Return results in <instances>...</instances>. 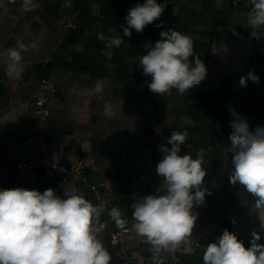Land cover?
<instances>
[{
	"label": "crops",
	"instance_id": "0c3cea01",
	"mask_svg": "<svg viewBox=\"0 0 264 264\" xmlns=\"http://www.w3.org/2000/svg\"><path fill=\"white\" fill-rule=\"evenodd\" d=\"M39 7L25 12L21 0L0 8V51L14 48L17 40L29 47L22 53L24 71L19 79L6 75V58L0 57V149L20 159L15 146L28 137L35 99L39 96V82L50 81L57 89L55 98L47 104L49 110L47 144L53 160L58 164H76L83 160L92 183L111 179L107 188L124 212L131 234L127 245L144 264H153L150 246L132 230V208L135 199L157 194L162 178L156 165L163 158L159 146L166 142L173 130L189 132L179 155L189 154L193 159L203 149L202 167L207 172L203 188L207 189L205 202L210 214L223 219L231 213L239 226H245L238 237L245 247L250 246L252 232L260 234L257 243L264 244V209L255 207L256 197L240 185H232V154L225 156L230 145L235 110L247 117L249 128L264 127V28L258 39L250 37L253 29L247 24L251 11L249 0H157L167 3L160 19L145 27L142 33L132 30L131 37L123 35L128 10L146 0H36ZM70 5V6H68ZM177 9V14H173ZM66 16L73 19L76 28L65 29L58 21ZM162 24V27H156ZM221 26L234 28L253 43L247 69L238 77H229L215 85L202 81L184 95L173 89L171 95L161 97L152 93L147 84L150 77L143 75L139 59L149 50L148 43L160 40V32L169 28L190 36L194 52L201 56L206 68L210 61L215 31ZM111 29V32L109 31ZM105 36L121 35L125 43L112 49L109 60L102 54ZM194 60V58H190ZM254 70L259 83L248 81L239 85L241 76ZM98 80L103 81V92L94 94ZM111 105L114 115L104 114L105 105ZM170 147V145H169ZM113 163L112 167H108ZM72 185L86 199L97 205L88 186L76 180L47 179L38 170L35 190L43 193L48 188L63 195V184ZM23 187L14 168L0 190ZM211 193V194H208ZM202 205L194 207L198 213L192 236L176 250L180 264H204V251H192L187 244L203 235L206 227L200 216ZM105 209L100 221L107 227L100 234L104 246L116 262V248L109 244L110 235L118 228ZM168 253H162L168 264Z\"/></svg>",
	"mask_w": 264,
	"mask_h": 264
},
{
	"label": "clouds",
	"instance_id": "9594fccd",
	"mask_svg": "<svg viewBox=\"0 0 264 264\" xmlns=\"http://www.w3.org/2000/svg\"><path fill=\"white\" fill-rule=\"evenodd\" d=\"M249 4L251 11L245 27L250 26L253 29L250 37L258 39L257 30L264 28V0H249ZM4 6L5 0H0V8ZM38 7L36 0H21L25 12ZM166 8V2L157 0H146L130 8L123 35L130 38L133 29L142 33L146 26L161 18ZM173 14H177V9H173ZM160 37L154 44L148 43L149 50L140 57L138 66L144 76L150 77L147 87L152 93L165 98L175 89L177 94L184 95L206 79L207 68L201 56L195 54L190 36L169 28L161 31ZM98 39L106 42L102 54L109 60L112 49L125 43L121 35L105 36L102 32ZM29 47L35 45L26 46L17 40L14 48L0 51V57L6 58L9 78H20L24 71L22 53ZM227 51V46L221 45L213 54ZM249 80L259 83L254 70L241 76L239 85L246 87ZM103 88V81L98 80L92 92L99 95ZM104 114L109 118L114 115L111 105H105ZM230 114L234 117L229 122L231 143L224 148L226 157L232 154L229 182L242 186L256 197L255 207L264 209V127L251 130L247 117L235 110ZM188 137L187 130H173L159 146L163 158L156 165V172L162 183L157 194L140 197L131 204L132 230L150 246L153 264H164L162 253H174L188 242L198 216L194 207L205 202L207 189L202 186L207 172L202 167L203 149L195 159L189 154L179 155ZM61 187L63 195L52 188L43 193L23 187L0 190V264H110L112 256L100 238L107 227V222L100 221L104 205H94L72 185L64 183ZM108 216L118 229L128 230V220L119 208H111ZM260 226L264 228V223ZM260 239V234L253 231L250 246L245 247L234 232L225 229L216 242L207 244L203 262L264 264V244L257 243Z\"/></svg>",
	"mask_w": 264,
	"mask_h": 264
},
{
	"label": "built area",
	"instance_id": "2783aa9c",
	"mask_svg": "<svg viewBox=\"0 0 264 264\" xmlns=\"http://www.w3.org/2000/svg\"><path fill=\"white\" fill-rule=\"evenodd\" d=\"M248 5L251 7L249 3ZM58 23L67 30L76 28L73 19L66 16L61 17ZM38 87L40 94L34 102L28 137L23 143L15 146V151L21 155V158L15 160L7 151L0 149V184L8 181L9 172L14 168L18 179L26 182L29 190L34 189L37 172L42 170L47 179H59L61 181L72 179L87 185L97 205L102 203L104 209L117 207L124 217L123 210L107 191L112 183L110 178L106 177L100 183L95 184L90 182L89 170L83 160L70 165L58 164L53 160L46 141L49 118L47 104L54 100L57 89L48 80H41ZM113 165V163H109L108 167ZM200 220L206 227V231L194 242L187 244V247L192 251H205L207 244L216 242L225 229L234 232L237 237L241 234L239 223L231 213L226 214L223 219H216L210 214L207 202L203 203ZM127 229V231L117 229L109 237V244L116 248V262L144 264L143 260L135 256L127 245V237L131 234V229L129 227ZM167 258L168 264H180L176 251L168 253Z\"/></svg>",
	"mask_w": 264,
	"mask_h": 264
},
{
	"label": "water",
	"instance_id": "95a60500",
	"mask_svg": "<svg viewBox=\"0 0 264 264\" xmlns=\"http://www.w3.org/2000/svg\"><path fill=\"white\" fill-rule=\"evenodd\" d=\"M221 45L227 46V53L213 54ZM252 50L253 43L246 36L234 28L221 26L214 34L205 80L215 85L226 78L240 76L248 67ZM243 227L239 226L240 230L245 232Z\"/></svg>",
	"mask_w": 264,
	"mask_h": 264
}]
</instances>
